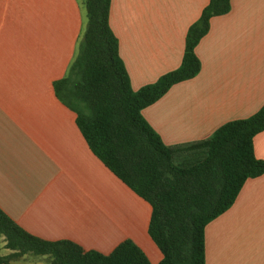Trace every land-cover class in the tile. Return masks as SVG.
Here are the masks:
<instances>
[{"label":"crops","instance_id":"1","mask_svg":"<svg viewBox=\"0 0 264 264\" xmlns=\"http://www.w3.org/2000/svg\"><path fill=\"white\" fill-rule=\"evenodd\" d=\"M209 2L112 0L110 26L134 90L181 65L188 29ZM87 24L85 0H0V208L41 239L105 255L131 240L158 264L150 205L93 154L53 89L68 76ZM196 53L200 73L142 112L169 146L207 139L264 105V0H232ZM254 150L264 160V131ZM205 245L206 264H264V174L208 223ZM11 253L0 235V259ZM50 262L26 254L9 264Z\"/></svg>","mask_w":264,"mask_h":264},{"label":"trees","instance_id":"2","mask_svg":"<svg viewBox=\"0 0 264 264\" xmlns=\"http://www.w3.org/2000/svg\"><path fill=\"white\" fill-rule=\"evenodd\" d=\"M88 24L67 77L54 81L58 99L76 113L77 126L93 154L151 207L148 234L162 254L158 264H206L205 229L235 203L249 178L264 174L254 138L264 131V105L254 115L230 121L204 140L169 146L143 116L174 85L195 78L196 53L211 20L228 14L232 0H210L188 29L181 65L155 83L134 90L110 26L112 0H85ZM0 235L12 253L49 256L50 264H152L133 241L111 254L86 251L68 241L36 237L0 208Z\"/></svg>","mask_w":264,"mask_h":264}]
</instances>
